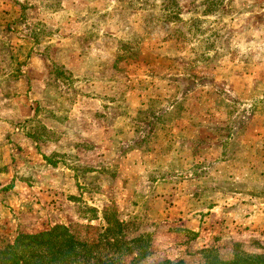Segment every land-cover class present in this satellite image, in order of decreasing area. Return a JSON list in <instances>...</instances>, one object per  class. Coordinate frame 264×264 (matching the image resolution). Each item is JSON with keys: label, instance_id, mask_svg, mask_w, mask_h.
<instances>
[{"label": "rangeland", "instance_id": "rangeland-1", "mask_svg": "<svg viewBox=\"0 0 264 264\" xmlns=\"http://www.w3.org/2000/svg\"><path fill=\"white\" fill-rule=\"evenodd\" d=\"M106 214L140 264L264 257V0H0V247Z\"/></svg>", "mask_w": 264, "mask_h": 264}, {"label": "trees", "instance_id": "trees-1", "mask_svg": "<svg viewBox=\"0 0 264 264\" xmlns=\"http://www.w3.org/2000/svg\"><path fill=\"white\" fill-rule=\"evenodd\" d=\"M108 224L94 240L78 237L71 227L56 224L35 233H20L0 247V264H140L149 254L143 235L129 237L127 225L106 214ZM158 264H186L163 260ZM202 264H264V257L238 252L232 259L208 257Z\"/></svg>", "mask_w": 264, "mask_h": 264}, {"label": "crops", "instance_id": "crops-1", "mask_svg": "<svg viewBox=\"0 0 264 264\" xmlns=\"http://www.w3.org/2000/svg\"><path fill=\"white\" fill-rule=\"evenodd\" d=\"M1 230H3V229L1 228Z\"/></svg>", "mask_w": 264, "mask_h": 264}]
</instances>
